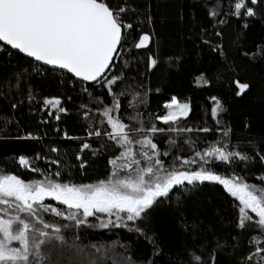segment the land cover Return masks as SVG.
Segmentation results:
<instances>
[{
	"label": "trees",
	"instance_id": "1",
	"mask_svg": "<svg viewBox=\"0 0 264 264\" xmlns=\"http://www.w3.org/2000/svg\"><path fill=\"white\" fill-rule=\"evenodd\" d=\"M107 2L126 5L123 19L134 25L106 73L108 79L120 77L110 86L111 94L103 80L83 82L0 43V175H16L25 182L51 176L77 185L107 180L113 171L109 160L124 151L108 138L112 130L103 116L104 109L115 103V96L120 107L112 115L130 129L155 124L165 130L150 135L157 151L168 153L159 157L165 168L200 170L203 166L223 178L240 177L245 183L264 187V180L259 179L264 176V0L256 5L248 0L256 12L254 17L233 15L234 0ZM211 11L218 14L210 16ZM141 33L149 34L150 42L146 48H135ZM152 59L157 61L155 66ZM237 81L249 85L242 95H237ZM173 96L187 101L191 111L187 118L166 125L156 117L164 115V105ZM53 97L60 98L67 109L60 113V120L43 103ZM212 97L221 105L215 117ZM13 104L17 107L12 108ZM169 127L177 131H168ZM204 128L210 131H201ZM93 130L102 135L89 136ZM65 133L72 139L65 138ZM29 134L35 139L28 138ZM129 135L134 158L141 159L139 153L144 149L136 141L143 137L135 131ZM84 143L91 147L81 151ZM212 147L239 152L248 159L220 161L212 156L203 164L196 153ZM22 156L39 171L22 166ZM177 157L196 163L181 168ZM54 160L58 163H51ZM144 164L141 159L140 166ZM57 171L60 176L52 175ZM186 187L188 190L175 188L168 197L159 198L126 227H99L100 219H109L106 214H98L100 219L89 217L88 224L77 227L74 221L40 209L44 221L61 229L59 234L45 229L50 238L41 248L46 257L41 264H259L264 253L252 260L247 257L264 247V230L255 223L238 226L239 201L217 182ZM44 203L65 213L74 211L51 198ZM249 214L254 221L258 219ZM194 256L200 260L194 261Z\"/></svg>",
	"mask_w": 264,
	"mask_h": 264
},
{
	"label": "snow or ice",
	"instance_id": "2",
	"mask_svg": "<svg viewBox=\"0 0 264 264\" xmlns=\"http://www.w3.org/2000/svg\"><path fill=\"white\" fill-rule=\"evenodd\" d=\"M258 2L259 0H250L251 5ZM127 11L126 5H112L107 0H0V42L34 58L35 61L67 70L82 81L103 80L105 85L109 86L111 94L110 86L120 77L108 79L106 73L110 71L119 49L134 28L132 23L123 19ZM217 14L216 11L209 13L213 17ZM233 15L254 17L256 12L249 6L248 0H234ZM244 26L247 27V24ZM149 42L150 35L141 33L138 42H134V47L146 48ZM156 63L155 59L151 60L152 66ZM237 86V95H242L249 88L248 84L238 81ZM84 90L87 91V88ZM113 99V106L106 107L103 111V116L107 118V124L112 129L107 135L124 148V151L109 160L113 171L107 180L77 185L61 183L51 176L25 182L16 175H0V206H3L0 207V264H41L46 259L41 248L48 242L50 233L45 229L51 228L57 234L61 229L58 225L44 221L39 215L40 209L74 221L77 227L88 224L89 217L100 219L98 214H106L109 217L107 220L100 219L101 228H107L109 225L126 227L127 222L141 218L159 198L168 197L173 189L188 190L186 186L195 188L198 183L206 181L219 183L227 193L239 201V227L246 228L255 223L264 230V187L245 183L240 177L223 178L203 166L200 170H180L175 166L171 169L165 168L163 160L159 157L168 153H159L157 144L150 138L151 134L165 130L157 128L155 124L147 129H130L127 124L112 115L120 107L115 96ZM211 99L215 103L212 108V115L215 117L221 110V105L216 97ZM43 103L55 110L56 120H60V113L67 112L58 97L46 98ZM16 107V104L12 105V108ZM164 107L169 111L156 119L166 125L187 118L191 111L190 104L179 103L175 96ZM48 115L52 116L54 113L49 112ZM129 131L138 132L143 137L136 141L144 149L139 153L145 161L142 167L141 159H135L132 153ZM168 131L177 129L169 127ZM201 131L208 132L210 129L204 128ZM88 135L100 137L102 133L93 130ZM28 138L35 139L30 134ZM65 138L72 139L67 133ZM90 147L89 143H84L81 151ZM196 156L201 157L203 164L208 162L206 157L212 156H216L220 161H230L233 157L248 159L239 152H227L223 147H212L203 154L197 152ZM261 159L264 160V157ZM177 160L180 161V158L177 157ZM120 161L126 162L121 164ZM19 163L30 167L29 160L23 156L19 158ZM51 163L56 164L58 161ZM192 163L196 161L184 159L180 161V167L184 168ZM81 167H84L83 163ZM30 170L39 171L32 167ZM122 172L124 175H121ZM52 175L58 177L60 172ZM259 179L264 180V176ZM45 198H51L74 211L65 213L51 204H45ZM249 212L254 213L258 219L254 221ZM20 213L26 214L27 218ZM111 217H115V220ZM31 218H35L37 223H33ZM57 238L63 239L60 236ZM13 242H18L19 246L13 247ZM93 247L95 248V245ZM96 251L99 252L100 249L96 248ZM260 253H264V247L256 248L255 253L247 259L252 260ZM193 260L199 261L200 257L194 256ZM259 264H264V256H261Z\"/></svg>",
	"mask_w": 264,
	"mask_h": 264
},
{
	"label": "water",
	"instance_id": "3",
	"mask_svg": "<svg viewBox=\"0 0 264 264\" xmlns=\"http://www.w3.org/2000/svg\"><path fill=\"white\" fill-rule=\"evenodd\" d=\"M135 42H138V38H137V40H136ZM0 43L4 44L3 42H0ZM4 45H6V44H4ZM6 46H8L12 51H14V52H18V53H20L21 55H23V56H25V57H27V58H29V59L35 61L34 58H32V57H28L26 54L21 53V52H19L18 50L11 48V46H9V45H6ZM35 62L38 63L39 65L43 66V67H46V68H49V69H53V70H56V71H61V72H64V73H68L67 70L59 69L57 66L47 65V64H44L43 62H38V61H35ZM69 74H71V73H69ZM71 75H73V74H71ZM73 77H75V76L73 75ZM75 78L81 80L80 78H77V77H75ZM81 81H82V80H81ZM83 82H85V81H83Z\"/></svg>",
	"mask_w": 264,
	"mask_h": 264
},
{
	"label": "rangeland",
	"instance_id": "4",
	"mask_svg": "<svg viewBox=\"0 0 264 264\" xmlns=\"http://www.w3.org/2000/svg\"><path fill=\"white\" fill-rule=\"evenodd\" d=\"M170 102H171V99H169V100L166 102V104H167V103H170ZM178 102H179V103H182V104H183V103H188L187 101H179V100H178ZM168 111H169V110L166 109L164 115H166ZM110 127H111V126H110ZM111 130H112V129H111Z\"/></svg>",
	"mask_w": 264,
	"mask_h": 264
}]
</instances>
